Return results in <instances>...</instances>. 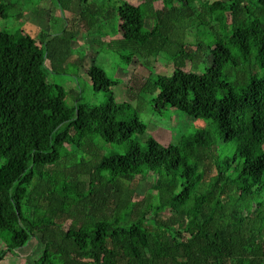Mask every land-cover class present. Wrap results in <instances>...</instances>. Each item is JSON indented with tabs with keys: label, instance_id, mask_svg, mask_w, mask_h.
Instances as JSON below:
<instances>
[{
	"label": "trees",
	"instance_id": "16d2710c",
	"mask_svg": "<svg viewBox=\"0 0 264 264\" xmlns=\"http://www.w3.org/2000/svg\"><path fill=\"white\" fill-rule=\"evenodd\" d=\"M54 1L59 32L0 31V262L37 238L33 264H264V0ZM79 30L127 65L171 62L138 89L157 91L154 114L210 121L215 138L198 129L141 145L146 124L122 119L119 81L93 62L85 76L103 104L49 81L83 67ZM196 60L202 73L186 70ZM108 144L125 151L103 155Z\"/></svg>",
	"mask_w": 264,
	"mask_h": 264
},
{
	"label": "rangeland",
	"instance_id": "374dc122",
	"mask_svg": "<svg viewBox=\"0 0 264 264\" xmlns=\"http://www.w3.org/2000/svg\"><path fill=\"white\" fill-rule=\"evenodd\" d=\"M127 1L136 3L135 0ZM0 2L5 3L9 8V17L7 19L0 18V31L14 33L17 30H23L33 38H36L40 31L56 33L65 26L64 16L61 15L54 0H0ZM53 5L56 8L55 10H52ZM50 13L52 16H50ZM18 14L22 15L20 20L15 18ZM36 14H40V19H37ZM101 38L104 40L103 36L97 35L95 32L85 33L79 30L74 47L80 48L81 52L86 56L83 67L78 71L77 77L49 75V81L57 83H65L67 81L72 83L67 88L74 87L83 101L97 105L103 104L106 101L105 94L93 92L85 76L86 69L93 62L108 77L119 81L118 85L111 90L116 102L127 105L122 119L137 116L146 124L147 131L145 135L138 137L141 145H144L145 140L149 137L155 139L161 145L176 144L183 135L191 134L198 129L207 130L215 138L214 125L210 121L195 119L173 109L164 111L161 116L154 114L151 100L157 95V91L149 89L148 92H140V89H138L140 83H143V80L149 77L150 74L152 78L156 75H171L173 71L171 62L167 61L163 56L153 61L154 57L151 56L146 59V67L142 66V61L139 58H134L127 65L120 58L123 55L121 49H111L107 41L102 46L98 45V43H93L96 40L100 41ZM124 51H129V48ZM205 59L208 62L209 56L206 55ZM186 70L202 73L204 66H202L201 61L196 60L193 64L188 62ZM150 80L152 81L153 79ZM66 103L69 105L71 103L70 99H67ZM67 148L71 149L72 147L67 146ZM103 149V155L123 153L125 146L108 144ZM139 180L138 194L147 198L152 197V177L146 175L139 178ZM168 215V213H164L162 216L167 217ZM4 248L5 246L0 239V250ZM42 248L40 241L37 238H33L24 248L16 250L13 254H7L0 264H33Z\"/></svg>",
	"mask_w": 264,
	"mask_h": 264
},
{
	"label": "crops",
	"instance_id": "0c3cea01",
	"mask_svg": "<svg viewBox=\"0 0 264 264\" xmlns=\"http://www.w3.org/2000/svg\"><path fill=\"white\" fill-rule=\"evenodd\" d=\"M56 8H55V6L53 5V9L52 10H55ZM52 12V11H51ZM37 15V14H36ZM50 16H52V14L50 13ZM37 17V19H40V16H36Z\"/></svg>",
	"mask_w": 264,
	"mask_h": 264
},
{
	"label": "water",
	"instance_id": "95a60500",
	"mask_svg": "<svg viewBox=\"0 0 264 264\" xmlns=\"http://www.w3.org/2000/svg\"><path fill=\"white\" fill-rule=\"evenodd\" d=\"M50 24H51V21H50ZM50 24H49V25H50Z\"/></svg>",
	"mask_w": 264,
	"mask_h": 264
}]
</instances>
